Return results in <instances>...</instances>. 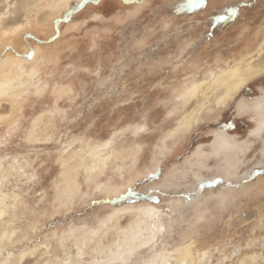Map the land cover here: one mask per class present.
<instances>
[{
	"label": "rangeland",
	"instance_id": "1",
	"mask_svg": "<svg viewBox=\"0 0 264 264\" xmlns=\"http://www.w3.org/2000/svg\"><path fill=\"white\" fill-rule=\"evenodd\" d=\"M186 5L187 0H146L143 7H126L121 0H100L77 9L58 28L48 21L0 43V49L10 44L20 53L31 48L35 58L22 57L18 65L26 73L36 68L21 86L15 122L0 123V162L8 172L1 192L18 198L9 209L16 212L17 240L0 257L54 232L97 229L111 212L131 206L150 208L169 229L152 249L174 253L170 264L177 263L175 250L193 239V260L219 245L229 257L226 264H264V129L254 131L258 116L251 109L264 100V77L228 93L222 84L209 86L214 75L237 63L264 64V0ZM237 5L238 18L215 20ZM191 80L205 84L192 96L181 95ZM241 102L250 108L241 112ZM41 115L49 128L36 138L32 123ZM222 133L231 143L214 153V139ZM28 136L45 142L29 144ZM107 140L111 161L93 180L81 172L78 192L58 203L64 167L87 144ZM198 179L223 183L201 190ZM53 222L55 228L48 227ZM87 245L83 264L103 258ZM66 247L76 256L73 238ZM54 249L50 260L64 254ZM234 249L239 252L233 257ZM151 255L149 248L140 249L141 260ZM209 259L217 264L223 257L214 252Z\"/></svg>",
	"mask_w": 264,
	"mask_h": 264
},
{
	"label": "bare ground",
	"instance_id": "2",
	"mask_svg": "<svg viewBox=\"0 0 264 264\" xmlns=\"http://www.w3.org/2000/svg\"><path fill=\"white\" fill-rule=\"evenodd\" d=\"M72 1L73 0H0V43L12 41L16 35L33 25L40 26L45 22L53 21V18L62 14ZM36 50L37 48L35 51ZM21 60L22 57L14 59L12 54L4 57L3 60H0V85L4 86V92L6 93L5 95L0 96V117H4L3 120H0V123L8 120L13 123L15 122L16 113L20 108L19 93L22 92L21 86L26 80V77H31L36 72V68L32 67L28 73H26V70L18 65ZM248 67L249 65L246 63H243V65L237 63L226 70H222L213 76L212 82L209 86L216 87L222 84L225 86L227 93L230 90L241 87L250 80L243 79V82H241L242 77L245 75V70ZM203 84L205 83L191 80L182 90L181 95L192 96L199 86ZM193 85L196 86L195 90L188 92V89H191ZM249 108L250 105L247 109ZM251 109L255 111L258 116V119L256 120V128L254 130L258 134V132L264 129V100L253 103ZM35 119V123H32L31 135L37 138L40 135H45L50 122L48 118L43 115ZM230 143L228 136L222 133L214 139L212 151L214 153L221 152V149L225 150ZM109 145L110 140L103 143H89L86 148L81 151L79 150L80 152L78 154L75 153L76 156H73V160L68 162L63 169V173H61V183H58V192L55 197L58 203L68 201L76 192H78L77 189L79 183L77 178L81 172H84L83 176H85V180H93L96 178L98 172L100 173L99 170H102L108 164V161H111L110 159H112L113 152L106 151V148ZM111 149L113 150V148ZM6 173L8 172L2 168L0 162V199L4 201L6 206H10L14 205V201L17 198L16 196L10 197L8 194L1 192V187L6 179ZM106 187L109 188L110 185ZM112 190H115V188H112ZM8 198H11V201ZM10 208L11 207H6V214L3 217H0V237H3L5 233L8 234V239L0 243V247H4L6 244L12 242L18 235L16 212L10 214ZM124 208L111 212L107 218L105 217V220L100 225L98 224L99 226L97 229H94L93 227L92 229L86 226L78 227L76 229L72 228V230L69 231L73 233V244L76 249L77 245H79L84 252L88 246L87 244L90 242L92 247H88V250L91 248V252L96 255L103 254L101 260L95 258L91 261V264H106L108 260L114 259L118 253L126 249L128 245L132 244L134 238L136 243L146 242L142 240L140 234L146 235L152 230L153 223H156L153 215L154 212L150 208L145 207L132 209L131 206L130 208L128 206L127 209ZM12 232H15L16 235L12 236ZM45 240L41 243H44ZM185 242L191 243V241ZM185 242L181 244L182 247ZM49 243L52 244L51 251L53 252L56 244L51 241H49ZM30 249H39V251L36 255L26 256L23 264H40L51 258V255L49 256L47 254V249L40 248L39 244H35L31 247H24L20 249L16 255L11 256L12 264H16L21 254ZM175 251L176 257L174 259L178 261L183 257V253L178 252L177 250ZM63 255L61 257H63ZM73 255L74 254H71V252L68 251L69 257L75 258L76 256ZM8 259V254L1 255L0 257V261Z\"/></svg>",
	"mask_w": 264,
	"mask_h": 264
},
{
	"label": "snow or ice",
	"instance_id": "3",
	"mask_svg": "<svg viewBox=\"0 0 264 264\" xmlns=\"http://www.w3.org/2000/svg\"><path fill=\"white\" fill-rule=\"evenodd\" d=\"M100 0H76L75 5L69 4L68 7L65 8L64 13L60 17L53 18V24L58 28L59 22L61 21H70L72 19L73 14L77 11V9H81L83 7H86L89 3L98 4ZM146 0H121V3H123L126 7H131L132 5H140L143 7L145 5ZM206 3V0H187V7L189 8H196L198 6H202ZM181 7H184L182 5ZM241 5L230 7L227 10L226 15H218L215 20L217 22L228 20L229 18H238L240 14V8ZM138 14V13H137ZM133 15V13H129V16ZM7 34V33H6ZM27 38L34 39L30 36V34H26ZM41 43H46V41H41ZM9 53L12 54L14 59H19L21 57L27 58V59H34L35 58V52L29 48L23 53L16 52V50L10 45L5 44L2 49H0V60H3L4 57H7ZM98 75V73H97ZM255 76H261L264 77V64H261L259 66L250 64L249 67L245 70V75L242 77L241 82H243V79H251ZM195 85L191 89H188V92H192L195 90ZM4 92V86L0 85V96L5 95ZM264 99V97H262ZM247 105L243 102H241L239 109L241 112H244L247 110ZM4 117H0V120H3ZM35 123V122H34ZM143 130V129H141ZM13 131V128L10 127L9 129V135H11V132ZM27 143L31 144L34 142H40L43 143L45 141H34L31 136H28L26 138ZM0 147H4V142L0 141ZM21 173H24V169H19ZM259 175L264 176V167H262L261 171L259 172ZM157 177V173H151V178ZM150 177H145V180L147 181ZM36 177L33 175L32 180L34 181ZM223 180L216 179L212 181H204L201 179L197 180V188L203 189L208 184H222ZM228 187H239V185H234L231 182L227 185ZM136 195H140L139 193H134ZM122 195H127V193H122ZM148 199L155 200L156 197H154L151 192H145L143 194ZM18 199V198H17ZM190 199V198H189ZM93 203H96V201H93ZM6 207H15V205L6 206L4 201L0 199V217H3L5 213ZM154 218L156 220V223H153L152 230L145 234H140L142 240L146 242L136 243L135 238L134 242L124 250H122L120 253L117 254V256L114 259H110L106 262V264H170L169 257L173 256L174 253H167L164 252L162 254H157L153 249L152 246L157 243L158 238H162L163 234L166 231H169L168 228H166L160 221H159V215L153 213ZM55 222H53L48 227L55 228ZM37 226L32 227V231H37ZM12 236H15L16 233L12 232ZM197 235L196 232L192 233V236L195 237ZM73 238V233L71 232H63V233H51L44 243H41L39 239L35 241V243L40 245V248H44L48 250V255H52V244L49 243L55 242L56 246L60 249H63L64 255L63 257L57 256L54 260H46L44 264H83V251L77 245V255L75 258H71L68 256V250L66 247L67 240ZM8 239V234L5 233L3 237H0V243H2L4 240ZM29 243H32L30 241ZM251 246V245H249ZM141 248H149V250L152 252V255L148 259L141 260L140 257V249ZM195 248V241L191 243L185 242L184 246L181 249H177L178 252L183 253V257L177 261V264H211V260L209 257L213 255L214 252L220 253V255L223 257L222 260L217 261V264H226V261L229 259L227 255H224L223 252H221L220 246L217 245L214 249L208 248L206 249L203 254L201 255L200 252L196 253V256L199 258V260H193L192 259V249ZM6 250L3 247H0V254H3ZM39 249H30L27 251H24L21 256L19 257V260L16 262V264H23L24 258L26 256L30 255H36ZM239 250L234 249L231 253V256L238 255ZM9 256L8 260L0 261V264H12L11 260V252L7 253ZM253 261L256 260V257H251ZM241 264H244V262H241Z\"/></svg>",
	"mask_w": 264,
	"mask_h": 264
}]
</instances>
